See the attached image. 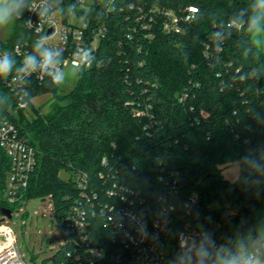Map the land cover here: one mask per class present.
<instances>
[{"label": "trees", "instance_id": "trees-1", "mask_svg": "<svg viewBox=\"0 0 264 264\" xmlns=\"http://www.w3.org/2000/svg\"><path fill=\"white\" fill-rule=\"evenodd\" d=\"M50 1L64 21L75 11L90 22L83 45L104 64H94L69 92L48 77L29 79L32 118L22 110L15 114L16 92L0 81V122L13 121L37 151L24 202L49 196L60 222L79 196L74 178L84 172L103 201L113 183L141 191L153 208L168 184L177 183L182 198L198 191L201 208L191 219L208 226L214 238L264 227V177L255 183L244 163L264 153V48L247 31L226 27L251 0H94L89 11L75 0ZM189 7L198 12L187 22ZM157 9L179 18V33L164 29L169 19ZM27 16L15 20L0 50L30 41L33 51L36 34ZM99 28L94 45L98 31L92 30ZM46 92L52 99L44 114L32 99ZM235 162L241 178L232 183L222 173ZM10 170L0 147V215L3 208L24 206L7 201ZM94 223L95 243L111 248L108 231ZM68 251L61 246L42 264H70ZM170 251L173 257L177 248ZM37 258L32 254V261Z\"/></svg>", "mask_w": 264, "mask_h": 264}, {"label": "built area", "instance_id": "built-area-1", "mask_svg": "<svg viewBox=\"0 0 264 264\" xmlns=\"http://www.w3.org/2000/svg\"><path fill=\"white\" fill-rule=\"evenodd\" d=\"M75 1L78 4L77 7L83 11H89L91 3L94 2L91 0L88 4L86 0ZM35 4L38 7L28 11L26 25L36 34V41L41 37H47L48 46L58 47L62 53L69 52L64 58L65 66L67 60L71 62L73 52L83 45L90 22L86 19L81 20L82 16H78L75 11H71L69 19L64 21L58 6L50 0H45V3L35 0ZM45 6L49 8V12L44 18H40L37 13ZM157 10L169 19L164 29L179 33L181 30L179 18L171 11ZM188 11L189 13L184 17L187 22L193 20L198 10L189 7ZM50 29L52 32L48 34ZM92 31L94 34L98 31L95 45L102 30L99 28ZM31 46L30 41H27L25 44L15 45L11 51L0 50V55L8 51L17 63L19 58L23 60L26 54L32 53ZM220 50L221 48H217V51ZM16 63L13 72L7 78L0 77V81L16 92L15 114L17 115L19 110L25 111L29 108L28 80L42 82L47 76L33 73L26 82L20 83L15 79L18 66ZM25 92L27 95H24ZM182 99L183 97L180 98ZM21 100L27 103L25 107L20 106ZM0 147L11 160L7 201L10 205H17L20 202L24 205L23 196L37 166V151L21 135L17 125L7 119L0 122ZM102 163L106 165L107 158H103ZM74 180L79 196L74 199L61 221L58 222L63 233V241L58 250L61 246L69 248L66 255L70 259V264H168L172 258L171 247L175 246L178 250L179 233L192 231L197 225L209 232L208 226L195 223L193 218L191 219L196 214V210L201 208V195L198 191L182 198L179 185L168 184L166 191L159 196L158 203L153 208L141 191L130 187L113 183L105 192L109 201H103L100 194L91 188V181L86 173L78 172ZM161 197L170 206L166 221L158 217V211L162 207V202L159 200ZM210 209H212L211 205H207V210ZM52 211L55 217L53 203ZM129 211L143 212L147 231L150 234L149 238L141 239L135 229L128 228L127 225L123 228L118 226L115 220L117 215ZM1 219L2 215H0V264H28L20 250L15 232L8 224L10 220L1 222ZM95 221L108 231L107 239L111 248L95 243Z\"/></svg>", "mask_w": 264, "mask_h": 264}, {"label": "clouds", "instance_id": "clouds-1", "mask_svg": "<svg viewBox=\"0 0 264 264\" xmlns=\"http://www.w3.org/2000/svg\"><path fill=\"white\" fill-rule=\"evenodd\" d=\"M41 2L45 3V0ZM37 7L35 0H0V29L20 19L26 11H33ZM48 12L49 8L45 6L39 9L37 15L44 18ZM80 19L84 20L85 17ZM226 27L243 29L253 37L264 36V0H251L247 8L241 9L228 20ZM212 35L214 38L223 39L221 32ZM15 63L10 52L5 51L0 55V77L7 78L13 72ZM94 64L101 67L104 61H98L90 47L81 45L73 52L71 70L67 71L60 49L48 46L47 37H41L33 45L32 53L24 56L22 66L16 69L15 79L23 83L33 73H39L47 76L52 86L62 87L69 80H78ZM26 105L24 100L20 101L21 107ZM244 163L249 172L256 175L257 180L254 182L259 183V178L264 177V153L256 158L249 155L245 157ZM159 200L162 207L158 211V217L166 221L170 206L163 201V197ZM115 220L121 228L127 225L128 228L135 229L141 239L150 236L143 212L118 214ZM178 239V250L168 264H264V227L214 238L212 233L197 225L192 231L179 233Z\"/></svg>", "mask_w": 264, "mask_h": 264}, {"label": "rangeland", "instance_id": "rangeland-1", "mask_svg": "<svg viewBox=\"0 0 264 264\" xmlns=\"http://www.w3.org/2000/svg\"><path fill=\"white\" fill-rule=\"evenodd\" d=\"M89 4L91 0H86ZM14 23L0 29V40H7L13 32ZM259 46L264 48V36L253 37ZM65 69L71 70V62L65 63ZM77 80H69L62 86V92L71 91ZM52 94L40 93L32 99L34 107L41 113L50 111ZM25 114L32 118L36 116L34 110L29 107ZM223 177L229 182H235L241 178L240 166L238 162L232 163L224 169ZM61 177L68 179V174L64 171L60 173ZM10 183V178H8ZM9 226L12 227L16 234L21 252L25 255L28 264H42L44 259L51 257L59 248L63 241V233L61 226L53 216L51 198H32L24 204L20 211L13 213V218L9 221ZM34 254L38 256L36 261L31 260Z\"/></svg>", "mask_w": 264, "mask_h": 264}, {"label": "water", "instance_id": "water-1", "mask_svg": "<svg viewBox=\"0 0 264 264\" xmlns=\"http://www.w3.org/2000/svg\"><path fill=\"white\" fill-rule=\"evenodd\" d=\"M51 32H52V29H50V30L48 31V34H50ZM1 215H2L1 222L6 221V219L11 220V219L13 218L12 210L7 209V208H3V209L1 210Z\"/></svg>", "mask_w": 264, "mask_h": 264}]
</instances>
